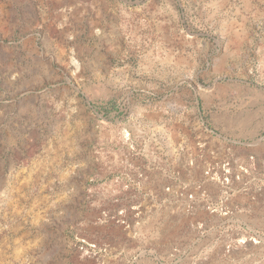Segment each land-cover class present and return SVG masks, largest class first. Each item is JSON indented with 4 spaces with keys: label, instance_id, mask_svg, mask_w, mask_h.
Listing matches in <instances>:
<instances>
[{
    "label": "rangeland",
    "instance_id": "rangeland-1",
    "mask_svg": "<svg viewBox=\"0 0 264 264\" xmlns=\"http://www.w3.org/2000/svg\"><path fill=\"white\" fill-rule=\"evenodd\" d=\"M0 264H264V0H0Z\"/></svg>",
    "mask_w": 264,
    "mask_h": 264
}]
</instances>
